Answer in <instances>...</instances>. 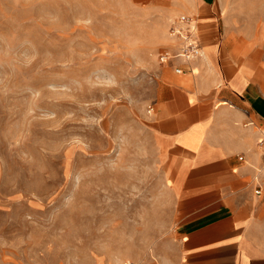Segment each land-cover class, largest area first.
Instances as JSON below:
<instances>
[{
	"label": "rangeland",
	"instance_id": "rangeland-1",
	"mask_svg": "<svg viewBox=\"0 0 264 264\" xmlns=\"http://www.w3.org/2000/svg\"><path fill=\"white\" fill-rule=\"evenodd\" d=\"M218 2L264 51V0ZM190 3L0 0V264L155 254L175 197L150 122Z\"/></svg>",
	"mask_w": 264,
	"mask_h": 264
},
{
	"label": "crops",
	"instance_id": "crops-1",
	"mask_svg": "<svg viewBox=\"0 0 264 264\" xmlns=\"http://www.w3.org/2000/svg\"><path fill=\"white\" fill-rule=\"evenodd\" d=\"M190 1L203 54L167 61L150 122L174 223L155 254L120 264H264V51L218 0Z\"/></svg>",
	"mask_w": 264,
	"mask_h": 264
},
{
	"label": "built area",
	"instance_id": "built-area-1",
	"mask_svg": "<svg viewBox=\"0 0 264 264\" xmlns=\"http://www.w3.org/2000/svg\"><path fill=\"white\" fill-rule=\"evenodd\" d=\"M170 34L172 37L180 41L179 50L177 53H171L170 51H163L161 53V60L168 61L172 56H180L186 59H191L203 54L201 43L197 37V24L193 16L183 14L178 20L171 26ZM178 72L182 71L180 67H177ZM259 144L262 147V158L264 162V139L259 140ZM240 158H243L242 156ZM260 192V190H259Z\"/></svg>",
	"mask_w": 264,
	"mask_h": 264
}]
</instances>
